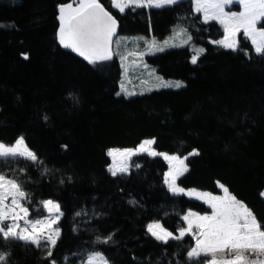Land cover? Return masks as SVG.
Wrapping results in <instances>:
<instances>
[{"label":"trees","instance_id":"trees-1","mask_svg":"<svg viewBox=\"0 0 264 264\" xmlns=\"http://www.w3.org/2000/svg\"><path fill=\"white\" fill-rule=\"evenodd\" d=\"M69 1L0 0V142L23 136L38 158L0 161V172L22 184L32 217L42 214L43 200L60 205L57 264L65 257L79 264L93 252L110 264H201L187 257L189 235L164 244L147 233L158 221L176 235L187 210H205L166 189L165 162L140 155L127 174L108 171L109 149L146 139L154 138L158 152L186 156L195 149L178 185L218 194L223 184L264 230V56L242 38L235 52L211 44L222 29L201 22L187 0L124 13L99 0L116 18L118 35L163 39L181 24L192 37L185 47L146 57L159 76L182 87L126 96L117 62L92 65L58 43V8ZM196 48L204 52L193 64ZM0 252L9 254L6 264L52 259L46 248L2 238Z\"/></svg>","mask_w":264,"mask_h":264},{"label":"snow or ice","instance_id":"snow-or-ice-1","mask_svg":"<svg viewBox=\"0 0 264 264\" xmlns=\"http://www.w3.org/2000/svg\"><path fill=\"white\" fill-rule=\"evenodd\" d=\"M110 2L112 7L123 13L133 6L162 8L177 4L179 0H110ZM235 3L239 4L241 11H225L226 6ZM192 4L196 12L203 13L205 23L215 20L223 27V38L213 43L237 51L239 50L237 34L242 32L243 36L251 42L254 52L264 56V28H257V23L264 21V0H192ZM59 11L60 27L57 35L61 46L71 49L89 64L112 59L111 44L117 20L99 0H76L75 7L72 4L61 5ZM178 34H186V30L180 29L179 32H174V35ZM138 39L144 40L148 52L154 49L163 50L156 47L155 40L148 41L144 37ZM191 39L192 37L188 36L183 43L187 44ZM164 43L167 44L168 41ZM203 52V48L194 49L195 54L191 62L195 64ZM144 54L140 52L139 56L142 57ZM129 55L135 56L137 53L131 52ZM25 58H27L26 55ZM121 59L125 57L121 56ZM157 80L160 81L161 87H182L179 81H163L159 77ZM44 119L47 120V117L45 116ZM154 143V138L146 139L134 149L108 150L107 155L112 158L108 171L112 176L126 174L132 166L129 163L132 157L140 154L162 156L169 164L168 171L164 173V184L168 191L173 195H188L202 199L211 208V214L198 215L188 211L181 217L187 227H181L178 230L179 235H174L158 221L146 226L147 233L164 244H167L169 239L180 240L186 234L193 235L195 246L187 252L189 260H199L202 256L211 255L207 264H264V230L252 211L219 182L218 186L224 192L223 197L196 190L186 191L180 187L176 181L188 171L185 164L187 157L181 158L177 155L156 152L152 148ZM198 154L194 149L189 155ZM117 157H120L119 162ZM18 158L33 162L38 160L36 154L25 144L23 136L18 137L10 146L0 142V161L7 162ZM134 166L140 167L139 164ZM20 171L23 172L24 169ZM261 196L264 197V192ZM28 200L29 194L23 190L22 184L17 179L8 178L5 173L0 172V238L5 242L23 241L25 244L35 245L38 248H46V259L52 258L50 264H57L53 257V250L60 235V229L56 226L62 215L60 205L51 199L41 201L48 216L33 220L29 216V209L23 203ZM130 203L135 202L130 201ZM9 220L11 223H6ZM21 221L23 224L20 223ZM111 239L112 237L108 236L102 241L98 238V241L108 243ZM218 253L222 255L218 256ZM8 255V253L0 252V264H6ZM67 260L68 258L65 257V264ZM82 264H108V261L102 253L93 252L83 257ZM201 264H204V261H201Z\"/></svg>","mask_w":264,"mask_h":264},{"label":"rangeland","instance_id":"rangeland-1","mask_svg":"<svg viewBox=\"0 0 264 264\" xmlns=\"http://www.w3.org/2000/svg\"><path fill=\"white\" fill-rule=\"evenodd\" d=\"M180 1H184V0H179V2ZM187 1L191 5L193 12L199 16L201 22L205 23L204 22V18H203V13L202 12H196L194 10L193 4H192V0H187ZM66 4H72L73 7H75L76 6V0H70L69 2H67L65 4H62V5H66ZM110 5H111V2H110ZM60 6L58 8V30H59V27H60V20H59V16H60V11H59L60 10ZM110 7L113 10L117 11L118 13H121L117 9H115L114 7H112V5ZM130 8H137V9H141V8H145V9H161V8H154V7L149 8V7H134L133 6V7L127 8L126 10H128ZM241 10L242 9H241V7L239 6L238 3L232 4V5H228V6L225 7V11L239 12ZM212 22L216 23L222 29V36L219 39H216V40H208V41L211 44L215 45V46H219V45L213 43V41H217V40H220V39L223 38V34H224L223 33V27L217 21H215V20H209L207 23H212ZM257 28H264V21L258 22L257 23ZM180 29L186 30L180 24V25H177L176 27H174L173 30L170 32V35H168L167 37H165L163 39H156V38H153L151 36H149V37L145 36L144 37L145 40H148V41L155 40L156 41V47L157 48H163L162 51L155 50L154 49L151 52H148L146 50V45L144 43V40H139L138 39L140 36H122V35H118V36L115 37V39H114V41L112 43V47H111V50L113 52L112 59L106 60V61H102V62H99L97 64H92V65L105 66L108 63H112L114 61L117 62V64L119 65L118 68L120 70V81H119L120 92L122 94L126 95V96L127 95H136L138 93H142V94L143 93H148V92H151V91H155V90H159V89H164V88H166V89L167 88L176 89V87H161V86H159L160 81L157 80V77L161 78L163 81L177 82V80L164 79L161 76H159L158 73H157L156 68L154 66L149 65L147 63L146 57L147 56H153V55H156L158 53H161L165 49L170 48V46L171 47H175V46L185 47L187 44L189 45L191 43L190 41L187 44H184L183 43V41L187 40V38L189 36L187 34V32H186V34L174 35V32H179ZM58 30H57V33H58ZM56 37H57V41H58V35L57 34H56ZM241 38L242 39H246L243 36L242 32L237 34V39H238L239 43H240V39ZM246 40L248 41V43L251 45V47L253 49V46H252L251 42L248 39H246ZM165 41H168V43L165 44L164 43ZM58 43H59V41H58ZM180 45H182V46H180ZM219 47H221L223 49H226V48H224L222 46H219ZM66 49H68V48H66ZM69 50H71V49H69ZM226 50L233 51L231 49H226ZM131 52H136L137 55H135V56L129 55V53H131ZM140 52H144L145 54L141 57V56H139V53ZM75 54H77V53H75ZM121 56H124L125 59H121ZM10 145H12V144H10ZM152 148L154 149V144L152 145ZM115 149H117V148H115ZM120 150H123V149H120ZM156 152H158V151H156ZM159 153H164V152H159ZM166 154H168V153H166ZM140 155H146V156H148L147 154H140ZM140 155H137V156H140ZM169 155H175V154H169ZM137 156L132 157V160L129 162L130 164H132V166L129 167V170L133 167V160ZM190 156L191 155L188 154L186 156H179V157H181V158L187 157L188 158ZM149 157H159V158H161L165 162L166 167H167L166 170H165V172L168 171V167H169L168 161H165L162 156H149ZM119 160H120V157H117V161L118 162H119ZM109 162H110L109 165H111L112 164V158L111 157H109ZM185 164L187 165V159L185 160ZM178 179H177L176 183L178 182ZM163 183H164V174H163ZM164 186L168 190V188H167V186L165 184H164ZM185 190L186 191L196 190L198 192H206V191H201V190H197V189H185ZM262 192H264V190H262ZM211 194L212 195H216V196H220V197H223L224 196V192H223V190L220 187H219V193L218 194H213V193H211ZM178 196H181V195H178ZM182 196H185V197H187L189 199H192L194 201L199 202L205 208L204 211H200V212L199 211H195V210H187L184 214H186L188 211L195 212L198 215L211 214V208L208 206V204L204 203V201L202 199H196L194 196H188V195H182ZM262 198L264 199V197H262ZM23 203H24V206L27 207L26 204H25V202H23ZM40 208H41V211H42V214L40 216L32 217V215L30 214V211H29V216H30L31 219H33V220L38 219V218L39 219H43V218H45V217L48 216V212L45 209H43L42 204H41V207ZM60 219H61V217H60ZM6 223H11V220L7 221ZM20 223L23 224V221H21ZM183 227H187V224L184 221H183ZM176 235H179V231H177ZM186 235H189L193 239V246L192 247H194L195 246V239H194L193 235H191V234H186ZM217 255L219 256V255H222V254L218 253ZM201 258H202V261H204V264H207V261L211 259V255H209V256H202ZM253 258H255V257H253ZM79 264H82V262L79 263ZM108 264H110V263L108 262Z\"/></svg>","mask_w":264,"mask_h":264},{"label":"water","instance_id":"water-1","mask_svg":"<svg viewBox=\"0 0 264 264\" xmlns=\"http://www.w3.org/2000/svg\"><path fill=\"white\" fill-rule=\"evenodd\" d=\"M118 35V24L116 26V31H115V34L113 35L112 37V40L114 41L115 37ZM111 47H112V44H111Z\"/></svg>","mask_w":264,"mask_h":264}]
</instances>
